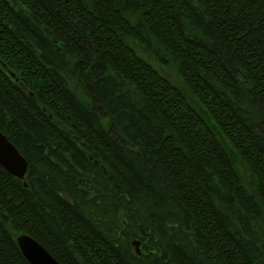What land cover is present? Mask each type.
I'll return each instance as SVG.
<instances>
[{
    "label": "trees",
    "instance_id": "1",
    "mask_svg": "<svg viewBox=\"0 0 264 264\" xmlns=\"http://www.w3.org/2000/svg\"><path fill=\"white\" fill-rule=\"evenodd\" d=\"M0 131V264H264V0H0Z\"/></svg>",
    "mask_w": 264,
    "mask_h": 264
},
{
    "label": "water",
    "instance_id": "2",
    "mask_svg": "<svg viewBox=\"0 0 264 264\" xmlns=\"http://www.w3.org/2000/svg\"><path fill=\"white\" fill-rule=\"evenodd\" d=\"M0 165L14 177L24 180L29 164L15 145L0 131ZM17 244L30 264H60V262L36 239L20 235ZM137 247L139 242L134 243ZM138 253L139 251L136 250Z\"/></svg>",
    "mask_w": 264,
    "mask_h": 264
},
{
    "label": "rangeland",
    "instance_id": "3",
    "mask_svg": "<svg viewBox=\"0 0 264 264\" xmlns=\"http://www.w3.org/2000/svg\"><path fill=\"white\" fill-rule=\"evenodd\" d=\"M173 75H174L173 80H174L175 82H180V83L182 82V80H181L176 74H173ZM191 100H192L193 102H196L195 99H193L192 97H191ZM135 242H137V241H134V242H133L134 250H138L139 253H140V251H141V246L137 247V246L134 244ZM139 253H138V254H139Z\"/></svg>",
    "mask_w": 264,
    "mask_h": 264
}]
</instances>
